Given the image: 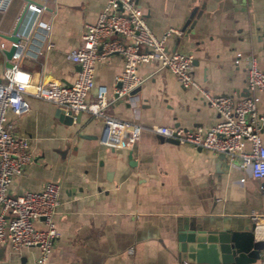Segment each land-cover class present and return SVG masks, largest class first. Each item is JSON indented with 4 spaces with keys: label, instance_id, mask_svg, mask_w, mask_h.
I'll use <instances>...</instances> for the list:
<instances>
[{
    "label": "crops",
    "instance_id": "1",
    "mask_svg": "<svg viewBox=\"0 0 264 264\" xmlns=\"http://www.w3.org/2000/svg\"><path fill=\"white\" fill-rule=\"evenodd\" d=\"M35 1L43 4L39 16L49 22L51 45L34 55L22 50L17 63L30 82H68L77 64L65 52L81 43L84 22L94 20L104 0ZM135 2L156 35L168 26L180 30L165 38V48L189 52L193 77L210 93L244 95L249 57L264 69V0ZM23 4L24 0H6L0 9V42L5 45H0V80L10 59L3 51L8 41L2 34L10 31ZM192 7V27L181 29ZM121 69L117 52L96 60L85 99H91L95 86L102 83L108 100L103 111L141 125L127 147L101 140L100 115L82 110L78 120L64 121L66 110L31 95L29 86L23 93L26 110L16 115L6 109L13 131L27 139L30 151L22 172L9 180L7 192L39 188L45 180L58 182L59 191L57 233L47 259L36 261L34 245L16 250L0 245V264H192L180 259L178 230L200 221L241 227L252 221L250 211H264V177L249 175L237 156L161 140L150 130L152 124L193 127L215 121V108L195 88L182 87L153 61L140 62L136 72L142 80L130 93L131 101L114 94V75ZM259 132L264 143V121ZM34 225L40 227L41 220H34Z\"/></svg>",
    "mask_w": 264,
    "mask_h": 264
},
{
    "label": "built area",
    "instance_id": "2",
    "mask_svg": "<svg viewBox=\"0 0 264 264\" xmlns=\"http://www.w3.org/2000/svg\"><path fill=\"white\" fill-rule=\"evenodd\" d=\"M5 1L0 0V9ZM42 8L43 4L35 0L26 2V23L23 28L20 25L15 33L19 36L17 49L2 68L0 245H7L12 250L34 245L38 250L36 261L42 263L47 259L57 233L54 215L58 205V182L45 180L39 188L15 194L7 192L9 180L22 172L30 158V151L27 139L13 131V122L6 117L5 112L9 108L17 115L28 108L23 96L28 86L31 95L49 100L71 114L86 110L100 115L105 124L101 140L108 144L127 147L138 136L140 124L112 117L103 111L108 102L104 84H97L93 97L85 99L93 85V63L110 52H117L122 57V69L114 75V92L117 95H127L132 101L133 95L129 90L142 80L136 72L137 64L153 61L155 68L168 69L182 87L195 88L218 113V118L207 126L152 124L150 130L175 138L177 142L235 155L249 175L264 177V143L259 132L264 121V69L256 65L253 57L247 58L244 95L234 98L231 94L210 93L191 73L192 55L186 51L165 48V38L169 34L180 33L178 28L168 26L156 35L135 0H104L94 20L84 22L80 33L81 43L65 52L66 57L78 66L72 79L62 82L56 78H40L30 82L28 73L19 67L17 58L22 50L34 55L42 46L47 48L51 45L47 38L49 22L39 16ZM112 34L119 37H112ZM0 45L5 46L3 42ZM238 55L237 52L234 61ZM116 81H120L119 86H115ZM249 216L254 223L253 238L262 243L259 250L263 253L264 211H250ZM37 219L41 220L40 227L34 225ZM263 257L254 264H264Z\"/></svg>",
    "mask_w": 264,
    "mask_h": 264
},
{
    "label": "water",
    "instance_id": "3",
    "mask_svg": "<svg viewBox=\"0 0 264 264\" xmlns=\"http://www.w3.org/2000/svg\"><path fill=\"white\" fill-rule=\"evenodd\" d=\"M28 0H24V4L16 16V19L8 33H3L2 37L8 41V45L3 48L4 53L10 58L11 53L17 49V43L19 36L16 31L19 29L23 14L25 11V5ZM194 12V7L190 10L187 17L181 24L183 29L186 24L191 28L194 22V18L191 15ZM78 67V66H77ZM120 81L115 82V86H119ZM139 85L129 90V93L134 92ZM246 93V92H245ZM115 95L116 92H114ZM60 112L62 109H58ZM80 111L71 114L66 111L64 121H69L74 118V121L78 120ZM103 128L105 124H102ZM158 138L161 140H168L171 142H177L175 138L158 134ZM127 157H130V150L127 152ZM253 221L249 224L230 228L228 226H216L210 225L204 221L195 223L187 227H183L178 230L177 249L180 259L186 260L192 264H244L253 262L255 259L263 257V253L260 252L262 243L256 241L253 238Z\"/></svg>",
    "mask_w": 264,
    "mask_h": 264
}]
</instances>
